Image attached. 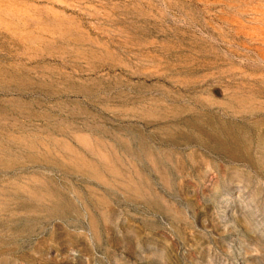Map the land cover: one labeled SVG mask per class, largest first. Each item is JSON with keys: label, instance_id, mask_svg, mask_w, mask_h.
I'll list each match as a JSON object with an SVG mask.
<instances>
[{"label": "rangeland", "instance_id": "obj_1", "mask_svg": "<svg viewBox=\"0 0 264 264\" xmlns=\"http://www.w3.org/2000/svg\"><path fill=\"white\" fill-rule=\"evenodd\" d=\"M0 264H264V0H0Z\"/></svg>", "mask_w": 264, "mask_h": 264}]
</instances>
